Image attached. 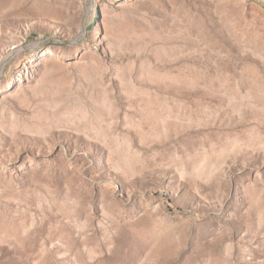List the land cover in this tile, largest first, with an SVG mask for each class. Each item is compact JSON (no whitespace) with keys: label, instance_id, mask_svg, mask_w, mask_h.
Returning a JSON list of instances; mask_svg holds the SVG:
<instances>
[{"label":"rangeland","instance_id":"obj_1","mask_svg":"<svg viewBox=\"0 0 264 264\" xmlns=\"http://www.w3.org/2000/svg\"><path fill=\"white\" fill-rule=\"evenodd\" d=\"M0 264H264V0H0Z\"/></svg>","mask_w":264,"mask_h":264}]
</instances>
